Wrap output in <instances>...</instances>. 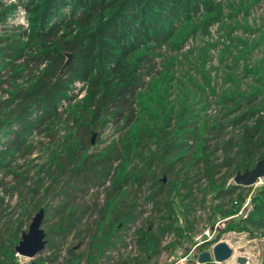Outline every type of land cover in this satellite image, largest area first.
<instances>
[{
	"label": "trees",
	"instance_id": "obj_1",
	"mask_svg": "<svg viewBox=\"0 0 264 264\" xmlns=\"http://www.w3.org/2000/svg\"><path fill=\"white\" fill-rule=\"evenodd\" d=\"M223 15L216 0H0V264H21L40 210L46 245L29 264H152L249 195L220 233L264 238V185L230 183L264 160V67L245 70L261 89L218 97L214 115L168 101L189 41Z\"/></svg>",
	"mask_w": 264,
	"mask_h": 264
},
{
	"label": "rangeland",
	"instance_id": "obj_2",
	"mask_svg": "<svg viewBox=\"0 0 264 264\" xmlns=\"http://www.w3.org/2000/svg\"><path fill=\"white\" fill-rule=\"evenodd\" d=\"M216 1L223 3L222 22L211 28L209 36L197 37L189 41L188 47L184 50L186 53L180 56L181 64L175 80L167 87L168 101L175 105V111L180 114L183 107H187L186 119L194 116L201 108L205 109L206 114L214 115L219 108L215 102L222 95L232 97L239 93L249 94L252 90L261 89L254 82L262 75H247L245 70L253 71L260 65L264 67V0ZM13 22L24 26L27 21L26 18L23 20V17L19 16ZM203 74L209 79L210 89L205 86ZM80 87L75 86V92H72L73 94L79 92L75 102L82 99L80 96L83 93L79 91ZM73 104L74 102L65 104L63 107L65 115L58 126L61 135L66 131L64 120ZM114 137L115 129L110 124L106 125L100 133L96 132L93 135L94 150L102 148ZM42 154L40 152L37 156L41 157ZM261 180L260 185L250 187L252 191L264 185V178ZM230 183L233 184V180ZM209 217L206 213L199 222L195 236L200 234L205 226L211 227L221 220L215 218L207 220ZM238 220L237 218L226 220L217 227L214 239L218 236L217 243L225 242L233 250V256L221 264H238V257L245 258V264H262L264 238H251L246 233L234 231L220 233L228 223ZM195 236H188L181 248L164 251L152 264H172L182 256H188L193 262L198 260L200 254L210 250V246L205 244L196 246ZM169 241L165 240V244ZM18 259L21 264H29L30 261L20 256Z\"/></svg>",
	"mask_w": 264,
	"mask_h": 264
},
{
	"label": "water",
	"instance_id": "obj_3",
	"mask_svg": "<svg viewBox=\"0 0 264 264\" xmlns=\"http://www.w3.org/2000/svg\"><path fill=\"white\" fill-rule=\"evenodd\" d=\"M66 61L60 70V74L69 66L72 57L70 54H65ZM93 144V139L91 141ZM264 178V160L256 162L251 170H246L243 173H236L233 177V184L244 188L254 186L258 180ZM43 219V211L40 210L31 220L29 228L26 233L21 236V241L15 247L17 256L33 260L45 248L46 242L44 240V233L41 229ZM233 256V250L225 242L215 244L208 252L202 253L198 257V264H205L213 262L221 264L228 261ZM238 264H245L246 259L242 257L237 258Z\"/></svg>",
	"mask_w": 264,
	"mask_h": 264
},
{
	"label": "built area",
	"instance_id": "obj_4",
	"mask_svg": "<svg viewBox=\"0 0 264 264\" xmlns=\"http://www.w3.org/2000/svg\"><path fill=\"white\" fill-rule=\"evenodd\" d=\"M21 16L23 17V20H25V14L20 11L19 14L17 15V18ZM16 18V19H17ZM17 24V23H16ZM19 25H22V24H19ZM81 86L80 89L82 88V85L81 84H76L75 86ZM79 89V90H80ZM80 97H83V94L80 96ZM262 180H258L257 183L252 186V187H256L258 185H260ZM233 206L234 207H238V203L236 201L233 202ZM252 209V205H251V196L249 195L245 201L240 205V207L238 208V211L236 212V214L230 216V217H227V218H224V219H221V220H218L216 223H214L213 226L211 227H207L205 226V228L203 229V231L196 235L195 238H194V241L196 242V246H201L203 244H209L211 242H213L214 240V235L216 233V230H217V227L224 221L226 220H230V219H234V218H237V219H244L248 216V214L250 213ZM216 243L214 244H211L209 245L210 246V250L212 249V247L215 245ZM209 250V251H210ZM192 260H190L188 258V256H182L178 259H176L172 264H192ZM195 263L198 264V260L194 261Z\"/></svg>",
	"mask_w": 264,
	"mask_h": 264
}]
</instances>
